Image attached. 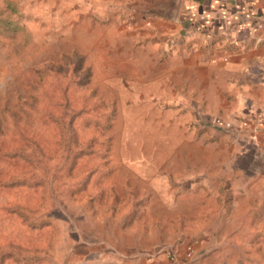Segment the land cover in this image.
Listing matches in <instances>:
<instances>
[{"label":"rangeland","instance_id":"374dc122","mask_svg":"<svg viewBox=\"0 0 264 264\" xmlns=\"http://www.w3.org/2000/svg\"><path fill=\"white\" fill-rule=\"evenodd\" d=\"M137 4L0 0V264H264V135L180 124Z\"/></svg>","mask_w":264,"mask_h":264},{"label":"crops","instance_id":"0c3cea01","mask_svg":"<svg viewBox=\"0 0 264 264\" xmlns=\"http://www.w3.org/2000/svg\"><path fill=\"white\" fill-rule=\"evenodd\" d=\"M137 1L142 44L167 39L160 76L187 110L180 124L199 107L233 122L236 139L264 135V0Z\"/></svg>","mask_w":264,"mask_h":264}]
</instances>
